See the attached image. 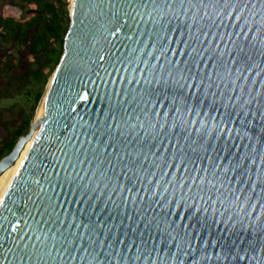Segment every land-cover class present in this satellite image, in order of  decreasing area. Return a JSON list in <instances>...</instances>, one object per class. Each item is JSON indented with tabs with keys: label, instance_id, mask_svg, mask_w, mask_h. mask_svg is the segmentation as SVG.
Masks as SVG:
<instances>
[{
	"label": "water",
	"instance_id": "water-1",
	"mask_svg": "<svg viewBox=\"0 0 264 264\" xmlns=\"http://www.w3.org/2000/svg\"><path fill=\"white\" fill-rule=\"evenodd\" d=\"M248 2L255 32L256 22L264 25V0ZM155 4L72 0L33 129L0 158V264H117L122 257L132 264L137 255L136 264H264V185L251 192V181L238 179L248 168L252 180L264 179V40L247 32L221 41L226 30L195 9L153 11ZM220 52L225 62L251 57L235 104L226 90L221 95ZM207 73L221 88L205 95ZM157 100L163 103L153 108ZM177 106L194 111L173 121ZM145 110L169 115L151 127ZM238 162L227 176L243 191L231 207L199 193V181L191 190L190 179L179 182Z\"/></svg>",
	"mask_w": 264,
	"mask_h": 264
},
{
	"label": "trees",
	"instance_id": "trees-1",
	"mask_svg": "<svg viewBox=\"0 0 264 264\" xmlns=\"http://www.w3.org/2000/svg\"><path fill=\"white\" fill-rule=\"evenodd\" d=\"M68 11L67 0H0V97L17 96L19 106L14 130L0 141V158L30 129L63 51Z\"/></svg>",
	"mask_w": 264,
	"mask_h": 264
},
{
	"label": "snow or ice",
	"instance_id": "snow-or-ice-1",
	"mask_svg": "<svg viewBox=\"0 0 264 264\" xmlns=\"http://www.w3.org/2000/svg\"><path fill=\"white\" fill-rule=\"evenodd\" d=\"M155 4V0H153ZM160 8H167V9H184L185 13L188 11V9H195L197 13H201L199 16L200 20H211L212 25H215V27L220 28L223 27L226 31L220 33V40L223 41L225 39V36L227 35L229 39L233 35H240L243 33L245 36H247V32H252V35L255 36L256 33H261V39L264 40V25L257 23V27L255 29V32L252 31V24L253 22L250 20L251 14H245V9L250 8V3L248 0H235V2H232V0H223V3H221V0H165L164 3L161 4H155L153 7V11H156ZM221 12L224 13L223 16H221ZM195 16V13H194ZM216 18H219L220 22L219 24L216 23ZM239 29V32L234 31H227L228 29ZM247 29V31H246ZM203 36L209 35L208 32L201 33ZM212 35H216V33H212ZM251 42V41H249ZM203 43V42H202ZM197 55L199 56L200 53L198 52ZM224 55L223 52H220L217 55V60L219 61V66L217 67L216 75L220 78L221 83L223 84V90L221 91V95L223 96L225 94L224 90L227 92V100L233 101V104H235L236 100H239V95L233 96V93L243 92L244 91V80L246 79L245 73L251 71L250 66L248 65V61L251 59V57H244L241 59L233 58L231 62H225L223 60H220V57ZM213 64H216V61H213ZM236 64L238 65L235 69H233L232 65ZM193 66L194 68L198 69L200 66V62L196 60L195 57H193ZM192 71V69H190ZM223 71L224 75L221 76L220 72ZM224 77H231L227 81H225ZM206 78L210 81L207 85L204 86V94H208V88H221V83H216L212 80V73H207ZM239 81V83H237ZM203 83V80L201 81ZM198 86V85H197ZM211 95L215 96L216 93L212 92ZM249 101L245 100L244 103H248ZM162 100H157L153 104V108H155L156 104L162 105ZM225 106H227L225 104ZM241 107H243V104H241ZM194 111L191 107H185L182 111L180 106L175 107L171 119L173 121L176 120V113H180L181 117H184L188 114H191ZM199 113H197L198 115ZM144 119L149 123L151 127H155V123H153V120L156 116H168L169 114L167 112H157L152 110L149 112L148 110H145L144 113ZM139 119V117L137 118ZM183 122V121H181ZM143 126V124H141ZM170 126H175V124H172ZM160 127H163V124L160 125ZM234 148H239V145H233ZM217 161L221 159V156H217ZM244 157L240 156L238 157V161H242ZM255 163V160L252 161ZM241 168V163H236L232 165L231 168L227 166H221V164L216 163L215 166L209 170L204 169V176H197L193 175L191 177H185L184 179H181L179 182L181 184L184 183L185 179H190L191 184L189 185V189L191 190L192 184L198 183L199 193H204V195L207 196L208 200H212L213 203L219 201L221 204H224L225 201H228V206L231 207L234 205L237 201L240 200V196L237 195L238 191H243V188L236 189L232 186V178L228 177L227 174L229 172H233L236 169ZM185 171H187V165H184ZM217 169H219V174L217 172ZM131 170V169H129ZM252 170L250 168L242 170L239 174V180L240 183L243 184L247 181H251L249 184V190L251 192H255L257 188V184L264 185V179H261L260 177H257L256 180H252L251 176ZM167 175V173H163ZM221 174H223L226 178L221 179ZM154 176L155 173H152ZM104 176L103 173H101L100 177L98 179H102ZM125 176L127 177V173H125ZM132 180L133 186H135V179L128 177ZM143 179V177H141ZM149 183H151V180H149ZM159 182H156V185H158ZM131 191V189H128ZM167 190V187L165 186V191ZM261 192H264V187H261ZM198 193V194H199ZM156 193L153 192V195ZM229 196L234 197L233 200L229 201ZM204 196H201V199H203ZM240 210H243V203L240 204ZM251 207H255V204H252ZM236 211V209H233ZM236 214L239 215V211H236ZM169 236H171V233L169 232ZM174 239V237H173ZM64 244H71L73 241H62ZM102 247V246H101ZM75 251V249H73ZM82 251L87 253L89 256L92 257V259H97V257L100 256V251H98L96 248H92L91 250L87 247H83ZM174 255V253H173ZM110 259L115 260V257L109 256ZM73 259H77V257H73ZM80 260H84L85 257L81 255L78 257ZM132 259V264H136V260L140 259V256L137 255ZM147 259V257H145ZM97 264H100V261L97 260ZM117 264H124V258H120L117 261Z\"/></svg>",
	"mask_w": 264,
	"mask_h": 264
},
{
	"label": "rangeland",
	"instance_id": "rangeland-1",
	"mask_svg": "<svg viewBox=\"0 0 264 264\" xmlns=\"http://www.w3.org/2000/svg\"><path fill=\"white\" fill-rule=\"evenodd\" d=\"M67 1H68V7H69L70 0H67ZM0 54L2 55V56H0V65H1L3 62V59H4V56H3L4 53L2 54L0 52ZM46 87H47V85H46ZM0 92H2V91L0 90ZM0 96H1V94H0ZM16 103H17V96L0 97V141L6 135L7 130L12 129V131H13L14 127L17 124L16 120L18 117L17 114H18V110H19L18 107L19 106ZM14 105H16V106L13 108ZM34 115H35V113H34ZM34 115H33V117H34ZM31 121H32V119H31ZM31 121H30V126H31Z\"/></svg>",
	"mask_w": 264,
	"mask_h": 264
},
{
	"label": "bare ground",
	"instance_id": "bare-ground-1",
	"mask_svg": "<svg viewBox=\"0 0 264 264\" xmlns=\"http://www.w3.org/2000/svg\"><path fill=\"white\" fill-rule=\"evenodd\" d=\"M70 8L72 7V0H70ZM49 82H50V80H49ZM48 82V83H49ZM44 98H45V93L43 94V96H42V98H41V100H40V102H39V104H38V107L36 108V111H35V115H34V117H32V121H31V128L33 129V126H34V121H35V118H36V115H37V112H38V110H39V108H40V106H41V104H42V102H43V100H44Z\"/></svg>",
	"mask_w": 264,
	"mask_h": 264
}]
</instances>
